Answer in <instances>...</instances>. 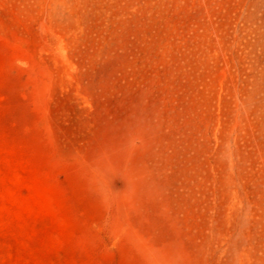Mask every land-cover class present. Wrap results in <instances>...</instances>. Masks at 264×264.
<instances>
[{
	"label": "rangeland",
	"instance_id": "obj_1",
	"mask_svg": "<svg viewBox=\"0 0 264 264\" xmlns=\"http://www.w3.org/2000/svg\"><path fill=\"white\" fill-rule=\"evenodd\" d=\"M0 264H264V0H0Z\"/></svg>",
	"mask_w": 264,
	"mask_h": 264
}]
</instances>
